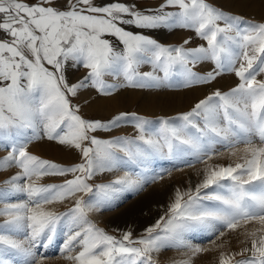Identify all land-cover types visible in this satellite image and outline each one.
<instances>
[{"label": "snow or ice", "instance_id": "snow-or-ice-1", "mask_svg": "<svg viewBox=\"0 0 264 264\" xmlns=\"http://www.w3.org/2000/svg\"><path fill=\"white\" fill-rule=\"evenodd\" d=\"M159 28L187 30L202 43L191 46L189 36L181 45H162L146 34ZM145 65L150 70H142ZM201 65L208 70L198 71ZM73 72L83 74L72 82ZM225 72L238 78L235 87L216 89L190 111L161 118L151 134L145 128L150 121L137 113L89 119L73 103L85 90L110 97L128 88H187L211 84ZM258 77H264V20H246L208 0H159L151 8L136 0H0V173L15 170L3 184L26 195L0 207V230L25 233L18 240L0 231V252L18 250L24 264H43L38 250L66 218L60 254H69L73 264H156L154 254L165 248L187 249L193 257L204 250L187 242V231L203 227L223 235L221 229L257 222L261 227L246 234L248 246L221 253L219 264H264V78ZM127 124L138 134L98 135ZM41 140L77 151L80 162L63 166L32 154L29 145ZM241 142L242 162L208 168L194 195L178 190L166 215L135 239L131 231L117 238L98 228L88 213L99 203L78 195L137 185L127 174L108 185L90 183L125 158L171 153L177 145L211 158L210 144L231 149ZM46 176L65 179L39 183ZM212 185L219 190L202 196ZM66 200H73L66 212L45 207ZM174 264H192V258Z\"/></svg>", "mask_w": 264, "mask_h": 264}, {"label": "rangeland", "instance_id": "rangeland-1", "mask_svg": "<svg viewBox=\"0 0 264 264\" xmlns=\"http://www.w3.org/2000/svg\"><path fill=\"white\" fill-rule=\"evenodd\" d=\"M209 3L222 9L223 11L243 17L246 20H264V0H208ZM173 33L168 31H158L157 41L165 46H178L189 36L193 37V44L202 43L194 37L192 32L184 29H173ZM150 70L145 65L142 69ZM201 73L208 70V65L198 66ZM264 77H258L261 79ZM238 83V78L232 72H225L217 77L211 84H200L192 87H171L162 89H123L117 95L110 97L98 96L94 90H85L73 98V103L81 105L82 114L89 119L109 120L120 112L137 113L150 121L145 126L147 132L151 134L159 127L158 121L161 118H172L179 114L190 111L191 108L201 99L210 95L216 89L221 92H228ZM82 97V98H81ZM137 130L131 125H123L113 129L111 132H101L98 135L103 139L115 136H135ZM231 139V138H230ZM254 142L259 144L258 138ZM244 143H237L231 149L225 148L221 143L209 145V149L215 154L208 158L202 152H197L189 145H177L171 153L167 150L160 153H149L136 158L116 164L112 171H105L95 176L90 183L93 185H108L117 178L126 174L130 178L137 180L138 184L132 187L116 185L107 195L101 193H80L85 200L92 198L94 203H99V207L88 213V219L98 228L104 229L110 235L120 238L125 232L131 231L133 239L145 234V229L154 225L160 217L165 216L170 205L174 202L176 192L181 193L191 190L195 194L197 185L201 184L205 178L206 170L210 167L234 166L237 162H242L244 155ZM32 154L47 159L63 166H72L80 162L79 153L75 150L65 148L55 142L41 140L29 145ZM235 152V155H232ZM5 153L0 152V155ZM122 155V154H121ZM15 170L0 173V207L3 202H22L26 200L24 193L12 191L3 181ZM67 178H71L70 176ZM65 178L57 176L43 177L41 184H58ZM219 190L216 185L207 189H201V195ZM186 199V197H185ZM209 204V201H202ZM73 206V200H66L63 203L46 205L57 213L68 211ZM5 217L0 216V223ZM257 222H249L238 226L235 230L221 229L219 232H212L203 227H197L187 231L185 239L193 246L204 249L194 257L187 249L176 250L175 248L162 249L160 253L154 254L156 264H174L175 261L192 258V264H219L221 253L231 254L239 252L248 246L246 234L253 229L260 228ZM18 240L24 239V231L7 232ZM51 235L47 248H40L38 251L46 258L43 264H73L65 258L69 254L61 255L60 249L68 236V225L66 218L57 222L55 231L48 233ZM26 243V241H25ZM70 255H75V252ZM0 259L5 264H24L25 256L21 251L9 249L0 252ZM236 259H240L239 256Z\"/></svg>", "mask_w": 264, "mask_h": 264}, {"label": "crops", "instance_id": "crops-1", "mask_svg": "<svg viewBox=\"0 0 264 264\" xmlns=\"http://www.w3.org/2000/svg\"><path fill=\"white\" fill-rule=\"evenodd\" d=\"M136 2L142 8H151V7H155L159 3V0H136ZM158 31L159 32L164 31V33L168 31V34H170V35H171V33H173L172 32L173 29L169 30V29H165V28H159V29H155V30L148 31L146 34L150 35L153 39H156L157 40V38H158V35H157L158 34ZM82 74H83L82 72H73V73H70V80L72 82H75L77 79L80 78V76ZM75 98H77V97H75Z\"/></svg>", "mask_w": 264, "mask_h": 264}]
</instances>
